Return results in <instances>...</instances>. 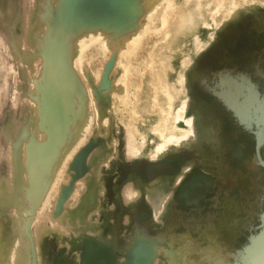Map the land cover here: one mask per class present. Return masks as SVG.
<instances>
[{"label": "rangeland", "instance_id": "rangeland-1", "mask_svg": "<svg viewBox=\"0 0 264 264\" xmlns=\"http://www.w3.org/2000/svg\"><path fill=\"white\" fill-rule=\"evenodd\" d=\"M8 1L3 8L0 6L2 13L5 11L4 16L9 7L8 14L12 15L7 21L0 13V57L5 51L1 57V61H5H0V167H3L0 168V244H6L8 251L0 264H8L7 260L11 264H264V0H244L242 4L246 5L240 6L238 12H223L217 21L210 18L212 4L207 7L203 2L205 20L188 33L183 43L182 59L167 63L168 71L164 78L179 92L174 95V107L168 111L171 112L168 120L171 118L167 125L171 129L165 124V134L178 135L187 130L186 134L177 143L175 139H162L156 132L148 131L144 139L137 137V142L132 141V147L127 142V131L121 120L116 119L107 129L102 125L111 112L110 101L107 104L103 100H109L108 94L114 84L115 59L107 62L112 64L111 67L106 63L103 65L105 68H99L100 72H96L98 77L95 83L88 85V90L80 82L79 73L75 75L77 70L72 63L76 55L73 45L76 38L102 30L108 39L110 35L114 36L115 31L109 32L105 27L91 28L85 17L78 19L75 29L57 21L53 30L54 12L60 6V0H25L26 9L23 8V0ZM142 1L137 0V4ZM2 2L0 0V4ZM131 6L134 7L132 1ZM49 8L53 20L47 30L48 25L42 22V16ZM207 8L209 10H205ZM146 10L139 15L134 12V18L116 29L114 34L129 33ZM13 39L18 40H15L17 48L12 44ZM58 44L63 45L62 49ZM9 51L13 58H10ZM47 53V58H54L56 63L53 73L56 84L52 82L50 85L55 92L52 95L58 97L55 96L54 103L59 109L56 107V111L60 112L58 127L45 121L41 95L34 91L38 80L42 84L44 76L49 77L43 68L48 63L47 59L41 70L38 69L39 74L34 66L35 59L43 62ZM49 53H53L51 57ZM63 53L67 55L65 59ZM62 57L67 66L63 64ZM17 59L19 63H16ZM70 61L72 66L68 64ZM61 62L65 67H60ZM107 66L110 68L106 69ZM14 72L16 76H12ZM36 75L37 80L34 79ZM14 78H17L16 82ZM228 78L236 85L238 83L237 87L248 85L256 93L257 108L247 120L239 117L222 96ZM62 90L68 93V99H64ZM48 96L51 97L50 94ZM59 97L65 101L61 102ZM89 102L99 108L102 105L104 109L98 111L87 107ZM31 104L35 109L30 108ZM86 111H90L91 116H87L89 112L87 114ZM90 117H94L92 124L89 123ZM85 119H88V124ZM150 122L158 121L152 119ZM56 128L60 137L55 138L52 146L46 147L42 157L37 156L39 148L47 143V131L53 129L56 132ZM37 133L42 139L37 137ZM55 144L58 151H54ZM162 146L166 147L153 154ZM67 147L72 148L74 159L72 168L65 170L68 172L65 178L68 174L71 178L62 182L65 188L59 191L57 201L54 200L56 207L53 205L52 209L55 211H47V215L42 206L55 175L56 167L53 165L57 157L61 163ZM15 156H19L22 163L20 170L14 168ZM43 162H46L47 166L43 164L46 168L42 166ZM41 175L45 177L42 179ZM18 178H22L25 185H15ZM36 189L38 193L40 190V195ZM37 210L42 211L39 213ZM41 213L44 215H40V220L38 216ZM43 216L46 219L50 217L49 222ZM36 218L39 220L33 221ZM222 219L233 222L230 233L222 231ZM64 228L67 232L62 230ZM13 242L19 244V248H13ZM11 248H17L19 252ZM10 251L14 254L9 255ZM168 251L178 255L179 259L172 262Z\"/></svg>", "mask_w": 264, "mask_h": 264}, {"label": "bare ground", "instance_id": "bare-ground-1", "mask_svg": "<svg viewBox=\"0 0 264 264\" xmlns=\"http://www.w3.org/2000/svg\"><path fill=\"white\" fill-rule=\"evenodd\" d=\"M8 1V0H7ZM6 0H3V2L0 4V6L3 8V5L7 2ZM12 1V0H11ZM10 0L8 2H11ZM24 2V6L23 8H25L26 6V1L23 0ZM28 1V0H27ZM131 1H132V5H134V7L131 6ZM244 0H143L142 3L139 2V4H137V0H60V6L58 7V9L54 12V26H53V30L55 29V27H57L56 22L58 21L59 23H61V25H64L68 28L71 29H75V27L78 25V19L79 18H86L88 24L94 25L91 26V28H96V27H101V29H103L105 27V29H108L109 32L113 31L114 33L116 32V29H119V27H123L125 26L129 21H131L134 18V12L135 15H139L141 14L144 10H146L147 8H149L148 10H146V14L143 15L139 18V20L134 24L133 28H130V32L127 34H112L114 35L113 37L109 36V41H107V36H104V34H102V30L101 32H97V33H92L89 32L88 34H85L83 36H81L77 41L76 39L73 41V45H74V49H75V59H72V63L71 61L68 62V64L71 66L73 65L75 67V70H77V72L75 73V75L77 73H79V76L81 78H79L81 81V83H83L86 87V89L88 90V85L95 83L96 77L97 76V71L100 72V67H103L104 64H106L107 62L110 63L111 58L115 59V64H116V69L114 72V84L112 86L111 91L109 92V100L106 101V99H102L103 102L107 103L108 101H110V109L111 112L109 113V118H107L106 122H103L104 124H102L104 126L105 129L109 128V126L111 124H113L116 119L121 120L123 122V126L125 127L124 130H126L127 132V136L126 139L128 144L132 141H136L137 137H139L140 139H144L143 137H145V135L147 134V132H156L155 134H157V136L159 137H166L170 140H177V143L180 141H178V139H180L181 137H183L187 130L183 131V133H178L174 134L171 133L169 136L165 134V128L167 129L168 127V111H170V109H172L174 107V103L175 100L173 101L174 95H176V93L178 90L176 89V87H174L172 84H170L167 80H164L165 78V74L168 71L167 68V63L170 61L172 62V60H175L176 62L180 61V58L182 59V53L185 51V47L183 46V43H185L186 39L188 38L187 35L189 32H193L196 25H198L201 21L205 20V12L204 7H203V2H204V6L209 7L211 4V10L212 12H210V18L212 19V21H217L220 20L219 16L220 14H223V12H227V13H231L234 14L236 12H238L240 9H238L240 6H244L246 4H242ZM14 2V1H13ZM30 2V1H28ZM44 2V1H43ZM48 2V1H47ZM51 2V1H50ZM21 3V2H20ZM40 2H38L39 4ZM13 5L15 3H12ZM42 4V3H41ZM47 4V3H46ZM10 5V4H9ZM21 5V4H20ZM40 5V4H39ZM44 6V5H43ZM51 6V5H50ZM134 8V9H132ZM46 9V6H44ZM49 7V6H48ZM55 7V6H54ZM30 8V7H29ZM27 8V10L29 9ZM51 8V7H50ZM45 10L46 12L43 14L42 19L44 23H46L47 26V30H49V23H51V21L53 20L51 16H53L52 10ZM11 8L9 7V10ZM14 9V7H13ZM20 9V8H19ZM26 9V8H25ZM31 9V8H30ZM29 9V10H30ZM55 9V8H54ZM132 9V10H131ZM7 8L6 13L8 11V13H10ZM27 10L22 9V11H26ZM42 10V9H41ZM205 10H209V8L205 9ZM1 11V10H0ZM4 11V10H3ZM33 11V10H32ZM40 11V10H39ZM5 12V11H4ZM2 13V11L0 13H2V19L5 20H9L10 21V17L12 16L11 14H6L4 16L5 13ZM42 12V11H41ZM25 13V12H24ZM137 13V14H136ZM13 14V12H12ZM23 15V14H22ZM26 18V16H25ZM24 18V19H25ZM84 18V19H85ZM39 20V19H38ZM136 20V19H135ZM23 21V18H22ZM82 21V20H81ZM24 22H26L24 20ZM43 24V23H42ZM58 24V23H57ZM26 25V24H24ZM23 25V26H24ZM9 26V25H8ZM45 26V25H44ZM26 27V26H25ZM25 27L23 29H25ZM61 27V26H60ZM132 27V26H131ZM46 28V27H45ZM27 29V28H26ZM32 29V28H31ZM30 29V30H31ZM43 29V27H42ZM63 29V28H62ZM45 30V29H43ZM92 30V29H91ZM107 30V31H108ZM59 31V30H58ZM71 31V30H70ZM73 31V30H72ZM95 31V30H94ZM124 31V30H123ZM47 32V31H46ZM49 32V31H48ZM86 32V31H85ZM83 32V33H85ZM26 33V32H25ZM32 33V32H31ZM45 33V32H44ZM38 34V33H36ZM42 34V33H41ZM40 34V35H41ZM49 34V33H48ZM53 34V32H52ZM110 34V33H109ZM25 35V34H24ZM30 35V34H29ZM45 35V34H43ZM82 35V34H81ZM37 36V35H36ZM35 36V37H36ZM50 37V35H47ZM78 36V35H77ZM42 37V36H40ZM39 37V38H40ZM58 37V36H57ZM59 38V37H58ZM57 38V39H58ZM65 38V37H64ZM63 38V39H64ZM38 39V37H37ZM55 39V38H54ZM56 39V40H57ZM61 39V38H60ZM62 39V40H63ZM17 40V39H15ZM15 40L13 39V45L18 46L17 43H15ZM25 40V39H23ZM45 40V39H44ZM66 40V39H64ZM63 40V41H64ZM72 40V39H71ZM1 41V40H0ZM5 41V40H4ZM18 41V40H17ZM21 41V40H20ZM47 41V40H46ZM40 42V41H39ZM42 42V41H41ZM65 42V41H64ZM31 43V40H30ZM54 43L55 40H54ZM6 44V43H5ZM34 44V43H33ZM63 44V43H61ZM70 45V44H69ZM22 46V45H21ZM28 46V45H27ZM58 46H60L58 44ZM63 46V45H62ZM60 46V48L62 47ZM72 47V45H70ZM3 48L5 47L4 45L2 46ZM7 47V46H6ZM30 48V47H28ZM26 47V49H28ZM33 48V47H32ZM37 48L39 49V46H37ZM44 48V47H43ZM73 48V47H72ZM5 49V48H4ZM12 49V48H11ZM35 49V48H34ZM62 49V48H61ZM65 49V48H64ZM71 49V48H70ZM20 50V49H19ZM18 50V53H19ZM32 50V49H31ZM40 50V49H39ZM51 50V49H50ZM4 51V50H3ZM44 51H46V49H44ZM42 51V53L44 52ZM5 52V51H4ZM4 52H2L4 54ZM32 52V51H31ZM36 52V50H35ZM39 52V51H38ZM64 52V51H63ZM20 53H23L22 50ZM58 53V52H57ZM67 53V52H66ZM180 53H181V57H180ZM1 54V57H4V55ZM25 54V53H24ZM38 54V53H37ZM53 53H49L50 57L52 56ZM9 55H10V51H9ZM14 55V53H13ZM18 55V54H17ZM34 56V54H32ZM36 55V54H35ZM62 55V52H61ZM11 56V55H10ZM25 55H23L24 58ZM28 56V55H27ZM48 53L44 56V58L42 59L43 62H39V59H35V69H36V73L39 71L38 69L41 70V67H43L42 63H45L46 59L48 60V63H46L45 67H43L46 71H45V75H49V77L44 76V83L41 84V81L39 82L38 80V85L35 87L34 86V91L37 90V92L41 95L42 98V103H43V108H45V110L43 111L44 118L45 121L48 124H54L55 126L58 127L57 123V118H59V114L60 113L58 110V107L56 106V104H54L56 102V98L57 95L53 96L52 94H54V88H52V85L55 83V78H54V69L56 63L54 64V58H47ZM64 59L66 58L64 55ZM0 57V61L1 58ZM8 58V56H6ZM32 57V56H31ZM59 57V56H58ZM10 58H13V56H11ZM10 58L8 60H10ZM27 58V57H26ZM35 58V56H34ZM16 58L14 57V60ZM56 59V58H55ZM60 59V58H59ZM63 59V57H62ZM63 59V64L66 62H64ZM112 59V60H113ZM12 60V59H11ZM10 60V61H11ZM41 60V61H42ZM57 60V59H56ZM55 60V61H56ZM5 61V60H4ZM3 60L1 62H4ZM27 61V59H26ZM33 61V62H34ZM68 61V58H67ZM105 62V63H104ZM114 62V60H113ZM182 62V61H181ZM7 63V62H6ZM16 63H19V60H16ZM26 63V62H24ZM23 63V65H24ZM183 64L186 62H182ZM5 64V63H4ZM21 64V62H20ZM33 64V63H32ZM61 62L60 67H65ZM2 65V63H1ZM19 65V64H18ZM59 65V64H58ZM108 66H112V64H108ZM114 65V64H113ZM3 66V65H2ZM6 66V64H5ZM17 66V64H16ZM20 67H23L22 65H19ZM67 66V64H66ZM105 66V65H104ZM106 67V69L110 68V67ZM40 67V68H39ZM69 67V66H68ZM4 68V67H2ZM17 68V67H16ZM58 70L61 69L59 67H57ZM56 68V69H57ZM71 68V67H70ZM73 68V67H72ZM105 68V67H103ZM26 69V67H25ZM65 69V68H64ZM74 69V68H73ZM114 69V68H113ZM112 69V70H113ZM18 70V69H17ZM28 70V69H26ZM30 70V69H29ZM69 70V69H68ZM71 71V69H70ZM24 72V71H23ZM41 72V71H40ZM82 72V74H81ZM106 73H108L105 70ZM113 72V71H112ZM111 72V73H112ZM27 73V72H26ZM35 73V74H36ZM72 73V71H71ZM14 75L12 76H16L15 72L13 73ZM73 74V73H72ZM113 74V73H112ZM18 75V72H17ZM25 75V74H24ZM28 75H29V71H28ZM27 75V78H29ZM73 75V76H75ZM99 75V74H98ZM23 76V75H22ZM77 75V77H79ZM101 76V75H100ZM38 77V75L34 76V79H39L36 78ZM103 77H105L103 75ZM107 77V76H106ZM179 77V76H178ZM13 79V78H12ZM25 79V78H24ZM33 79V81H34ZM78 79V82H79ZM180 79V78H179ZM183 79V78H182ZM226 79V78H225ZM229 80H227V85L225 90L223 91V97L224 100L235 109L236 114L241 117L244 120H247L248 118H250L251 114L254 113L256 110V101H255V95H254V90L248 86V85H243L242 86H238V83L236 85L235 81L234 83L232 82V79L228 78ZM42 80V79H41ZM105 81H108V79H104ZM177 80V79H176ZM5 81V80H4ZM14 81H17V78ZM13 81V83H14ZM46 81V82H45ZM101 81V79H100ZM180 81V80H179ZM183 81V80H182ZM181 81V83H182ZM31 82V81H30ZM53 82V83H52ZM109 82V81H108ZM45 83H49V84H45ZM102 83H105L102 81ZM41 84V85H40ZM52 84V85H50ZM108 83H106L107 85ZM180 84V82H179ZM16 85V84H14ZM33 85V83H32ZM35 85V84H34ZM72 85V84H71ZM100 85V84H99ZM103 85V84H102ZM105 84L103 86H106ZM51 86V88H49ZM82 86V84H81ZM91 86V85H90ZM108 86V85H107ZM181 86V85H180ZM14 87V86H13ZM55 87V86H54ZM59 87V86H57ZM56 87V88H57ZM111 87V85H110ZM31 88V87H30ZM33 88V86H32ZM55 88V89H56ZM92 88V87H91ZM79 89V88H76ZM90 89V88H89ZM58 90V89H57ZM81 89H79L80 91ZM85 89H83L82 91H84ZM94 90V88H93ZM1 91V90H0ZM33 91V92H34ZM78 90H76V93H79ZM91 91V89H90ZM14 92V90H13ZM58 92V91H57ZM18 93V92H17ZM59 93V92H58ZM62 95L64 97V99H68V93L64 90H62ZM88 93V92H87ZM100 93V92H99ZM180 93H182V90L180 91ZM14 94V93H13ZM48 94L51 95V97L48 96ZM91 94V93H90ZM94 94V93H92ZM256 94V93H255ZM32 95V94H31ZM61 95V97H62ZM81 94H79L80 97ZM72 95H69V97H71ZM83 96V95H82ZM92 96V95H91ZM34 97V96H32ZM36 97V96H35ZM61 97H59L61 99ZM73 97V96H72ZM71 97V98H72ZM84 97V96H83ZM82 97V98H83ZM101 97V96H100ZM29 98V97H28ZM37 98V97H36ZM58 98V97H57ZM74 98V97H73ZM81 98V97H80ZM90 98V97H89ZM38 99V98H37ZM108 99V98H107ZM61 99L62 101H65ZM82 100V99H81ZM92 100V97H91ZM94 100V99H93ZM92 100V101H93ZM27 101L29 102V99H27ZM60 101V100H59ZM83 101V100H82ZM99 101V100H98ZM31 102V101H30ZM34 102V101H32ZM58 102V101H57ZM95 102V100H94ZM102 102V103H103ZM184 102V101H183ZM90 103V102H89ZM30 104V103H29ZM58 104V103H57ZM63 104V103H62ZM75 104V103H74ZM96 104V103H95ZM108 104V103H107ZM106 104V106H107ZM35 105V103H34ZM34 105L30 108H34ZM90 105V106H89ZM87 107L93 108L94 110H98L101 111L104 109V107H97L96 105H94L93 103H90ZM104 105V104H103ZM27 106L28 105L27 103ZM36 106V105H35ZM100 106V105H99ZM56 107H57V111H56ZM83 107V106H81ZM37 108V106H36ZM49 109L48 111H46V109ZM72 108V107H71ZM88 109V110H92V109ZM108 108V107H106ZM35 109V108H34ZM178 109V107H177ZM181 109V108H180ZM179 109V110H180ZM184 109V108H183ZM182 109V110H183ZM17 110V109H16ZM28 110V109H27ZM31 110V109H30ZM65 110V108H64ZM63 110V111H64ZM70 110V109H69ZM72 110V109H71ZM70 110V111H71ZM85 110V109H84ZM34 111V110H32ZM36 111V110H35ZM61 111V110H60ZM69 111V112H70ZM105 111V110H104ZM172 111V110H171ZM83 112V111H82ZM89 115L87 116H91L90 111ZM88 112L86 111V113L88 114ZM93 112V110H92ZM95 112V111H94ZM93 112V113H94ZM107 112V111H106ZM164 112V114H163ZM263 112V111H262ZM29 113V112H28ZM85 113V111L83 112V114ZM171 113V112H170ZM169 113V115H170ZM31 114V112H30ZM33 114H35L33 112ZM58 114V115H57ZM68 114V113H67ZM99 114V113H98ZM162 114V115H161ZM180 114V113H178ZM85 115V114H84ZM97 115V114H95ZM36 116V114H35ZM87 116H85V118H87ZM158 116V117H156ZM178 115H176L177 117ZM33 117V115H32ZM98 118V116H95ZM107 117V116H106ZM174 117V116H173ZM175 117V118H176ZM179 117V116H178ZM30 118V117H29ZM28 118V119H29ZM96 118V119H97ZM105 118V117H104ZM90 119L91 122H89L90 124L93 123V118H88ZM88 119L86 120V124H88ZM92 119V120H91ZM152 119H157L158 122L152 124L150 121ZM177 119V118H176ZM161 120V123L160 121ZM31 121V120H30ZM35 121V120H34ZM96 121V120H95ZM100 121V120H99ZM185 123L187 120H184ZM190 121V120H189ZM188 121V122H189ZM192 121V120H191ZM171 122V121H170ZM89 124V125H90ZM122 124V123H120ZM167 127H165L166 125ZM187 124V123H186ZM88 125V126H89ZM94 125V124H93ZM34 126V125H33ZM66 126V125H65ZM171 126V125H170ZM63 127V125H62ZM71 127V125H70ZM98 127V124H97ZM158 127V128H157ZM30 129H33L31 127H28ZM170 127H168L169 129ZM63 129V128H62ZM84 131L87 132L86 128ZM100 129V128H99ZM171 129V128H170ZM169 129V130H170ZM175 129V128H174ZM180 129V128H179ZM28 130V129H27ZM168 130V132H169ZM173 130V129H172ZM171 130V131H172ZM190 130V129H189ZM17 131V130H16ZM21 131V130H20ZM25 131V130H24ZM82 133V130H80ZM175 131V130H173ZM30 132H32V130H30ZM38 132V131H37ZM99 132V131H98ZM80 133V132H79ZM107 133V131H106ZM105 133V134H106ZM146 133V134H145ZM26 134V132H25ZM31 134V133H30ZM38 134V135H37ZM35 135H37V137L39 136V138L41 137V134L37 133ZM165 134V135H164ZM9 135V134H8ZM71 135V134H70ZM172 135V136H171ZM22 136V135H21ZM33 136V135H32ZM47 143L43 144L39 150L37 151V156L42 157L45 149L48 145L52 146L55 143V138L58 137V131L56 128V132L53 131V129H50L49 132L47 131ZM171 136V139H170ZM35 137V138H37ZM60 137V136H59ZM58 137V138H59ZM67 137V136H66ZM142 137V138H141ZM80 138V137H79ZM21 139V138H20ZM29 139V136L28 138ZM26 139V140H27ZM38 139V138H37ZM42 139V137H41ZM39 139V140H41ZM70 139V138H68ZM30 140V139H29ZM35 140V139H34ZM31 141V140H30ZM130 141V142H129ZM151 141V140H150ZM137 142V141H136ZM165 142V141H162ZM168 142V141H167ZM21 143V142H20ZM69 143V142H68ZM140 143V142H139ZM142 143V142H141ZM174 143V142H173ZM129 144V145H130ZM144 144V142H143ZM170 144V143H169ZM176 144V143H175ZM22 145V144H21ZM25 145V144H24ZM23 145V147H24ZM57 144H55L54 146V151H58V147L56 146ZM126 145V144H125ZM26 146V145H25ZM160 146V145H159ZM132 147V144H131ZM166 146H162L161 149H158L156 151V153L153 154H157L159 152H161L162 149H164ZM20 148V147H19ZM130 148V147H128ZM156 148V146H155ZM26 149V148H25ZM108 149V147H107ZM134 150V148H132ZM131 149V150H132ZM136 149V148H135ZM21 150V149H20ZM49 150V149H47ZM129 152H132V151ZM12 151V150H11ZM24 151V149H23ZM128 151V150H127ZM1 152V151H0ZM7 153V152H6ZM12 153V152H11ZM21 153V151H20ZM136 153V152H135ZM48 154V153H45ZM7 155V154H6ZM23 155V154H22ZM28 155V154H27ZM73 155V150L71 147H67V152L64 155V157L61 159V163L60 159L57 157L56 159V163H52L53 167H56V170L52 169V172L54 170L55 175L52 177V181H50V185L48 187V192L46 191V193H48L47 197L44 200L43 203V209L45 210V212L49 211V212H53L55 210L52 209V206L55 204L56 198H58V193L59 191H63V181L69 180L71 178V175H69V179H68V175L65 178V174L68 170H70L72 168L73 165V159L72 158ZM21 156V155H20ZM56 156V154H55ZM155 156V155H153ZM6 158H8V156H6ZM10 158V156H9ZM29 159V158H28ZM59 159V160H58ZM2 161V160H0ZM8 161V160H6ZM29 161V160H28ZM4 162V161H3ZM11 162V160H10ZM81 162V161H80ZM24 163V162H23ZM30 163V162H29ZM35 163V162H34ZM50 161L48 162V167ZM82 163V162H81ZM7 164V163H6ZM43 164H46V162L42 163V166H44ZM38 166V164H36ZM75 165V164H74ZM1 166V165H0ZM40 166V165H39ZM46 166H44L46 168ZM80 166V165H79ZM10 167V166H9ZM35 167V166H32ZM31 167V168H32ZM47 169L45 170H48ZM52 167V166H51ZM52 167V168H53ZM76 167V166H75ZM3 168V167H0ZM14 168L16 170H20L22 168V163L19 159V156H15L14 157ZM30 168V169H31ZM37 168V167H36ZM35 168V169H36ZM13 169V167L11 168ZM29 169V171H30ZM34 169V170H35ZM40 169V167H39ZM44 169H42L44 171ZM68 169V170H67ZM7 170V169H6ZM10 170V169H9ZM51 170V169H50ZM67 170V171H65ZM12 170H10L11 173ZM33 171V170H32ZM37 171V170H36ZM9 172V171H7ZM13 172V171H12ZM41 172V170H40ZM47 171H45L46 173ZM51 172V171H50ZM68 173V172H67ZM70 173V172H69ZM14 174V172L12 173V175ZM24 175V180H25V173H23ZM30 174V173H29ZM9 176V175H8ZM44 175H41V178ZM2 177V176H1ZM11 177V174L10 176ZM13 177V176H12ZM45 177V176H44ZM43 177V178H44ZM16 178V176L14 177ZM42 178V179H43ZM49 178H51L49 176ZM8 180V179H6ZM24 180H22V178H18V182L17 179H15L14 184L15 185H20L23 186L24 184ZM28 180V179H27ZM31 180V179H30ZM11 181V178L10 180ZM40 181V180H39ZM43 181V180H42ZM28 182V181H26ZM63 182V183H62ZM4 184H9V182L3 181ZM31 183V182H30ZM29 183V184H30ZM46 183H47V179H46ZM40 184V183H39ZM43 183H41L42 186ZM32 185V184H31ZM29 185V186H31ZM47 185V184H46ZM40 186V185H39ZM48 186V185H47ZM5 189V185L3 186ZM7 187V185H6ZM18 188V187H17ZM25 188V187H24ZM32 188V187H31ZM37 188V187H36ZM67 188V186H66ZM3 189V190H4ZM41 189V188H40ZM70 189V188H69ZM23 190V189H21ZM26 190V189H25ZM38 189H36L37 191ZM43 190V188H42ZM41 190V191H42ZM43 192V191H42ZM22 193V192H21ZM40 193V190H39ZM37 191V194H39ZM62 193V192H61ZM60 193V194H61ZM12 194V193H11ZM14 194V193H13ZM41 194V193H40ZM39 194V195H40ZM55 195V196H54ZM57 195V196H56ZM12 196V195H11ZM38 196V195H37ZM26 197V196H25ZM32 197L33 193H32ZM40 197V196H39ZM45 197V196H44ZM43 197V198H44ZM54 198V199H53ZM23 200V199H20ZM26 200V199H25ZM35 200V199H34ZM57 201V200H56ZM153 202V201H152ZM41 203V204H42ZM54 203V204H53ZM154 203V202H153ZM152 203V204H153ZM22 204V203H21ZM33 205V204H32ZM37 205V204H36ZM153 206V205H152ZM33 207V206H32ZM56 206L54 205L53 208H55ZM34 208V207H33ZM37 209V208H36ZM52 209V211H50ZM41 210V211H42ZM160 210V209H159ZM35 211V209H34ZM38 211V210H37ZM36 211V213H37ZM40 211V212H41ZM39 212V211H38ZM39 212V213H40ZM44 212V213H45ZM49 212L45 213V214H49ZM43 213V212H42ZM39 214L38 217H40V215H44V214ZM51 214V213H50ZM54 214V213H53ZM36 215V214H34ZM51 216V215H50ZM36 217V216H34ZM45 217V216H43ZM49 217V216H48ZM42 216L40 217L41 220ZM50 218V217H49ZM49 218L46 219V221L49 220ZM51 219H53L51 217ZM36 220V222L39 220L38 218L33 219V221ZM54 220V219H53ZM43 221V220H42ZM41 221V222H42ZM52 221V220H51ZM221 226H222V231L224 230L225 233H230L233 230V225L230 220H226V219H222L221 220ZM22 222V221H21ZM30 222V221H29ZM36 222H33V224L35 225ZM39 222V223H41ZM49 222V221H48ZM37 223V224H39ZM51 223V222H50ZM71 223V222H70ZM42 226L44 224V222L41 223ZM57 224V223H56ZM40 225V224H39ZM38 225V226H39ZM53 225V224H52ZM33 226V225H32ZM36 226V225H35ZM41 226V225H40ZM39 226V227H40ZM47 226V225H46ZM59 226V224H58ZM6 227V226H5ZM34 227V226H33ZM38 227V228H39ZM52 227V226H51ZM32 228V227H31ZM36 228V227H35ZM53 228V227H52ZM56 228V225H55ZM62 228V227H61ZM60 228V229H61ZM72 228V227H71ZM59 229V230H60ZM65 229V228H64ZM63 231L67 232L66 229ZM70 229V228H69ZM40 230V229H39ZM55 230V229H54ZM41 231V230H40ZM61 231V232H63ZM38 232V231H35ZM60 232V233H61ZM59 233V231H58ZM5 234V233H4ZM67 234V233H66ZM2 237H4L2 235ZM3 240V239H2ZM18 241V240H17ZM16 241V242H17ZM15 242V243H16ZM19 244L21 241H18ZM15 243L13 242L14 246L12 245L13 248H15V246H18L17 243L15 245ZM21 245V244H20ZM10 248V246H9ZM13 248H11L13 250ZM19 248V246L17 247ZM16 248V250L19 252V250ZM15 249L13 251H16ZM173 251V247L172 250ZM168 251V257L171 259L172 262H175L179 259V257L177 258V256L175 254H173V252ZM7 246L4 243L0 244V261H2V257H4L7 253ZM12 251L9 252V255ZM252 252V251H251ZM14 254V253H11ZM16 254V253H15ZM18 254V253H17ZM14 256V255H13ZM245 256V255H244ZM12 257V255L10 256ZM251 257V256H250ZM14 258V257H13ZM13 258L11 261H13ZM139 258V257H138ZM11 259V258H10ZM244 260H246L245 258H243ZM4 260V259H3ZM243 260V261H244ZM10 263V260H7ZM138 261L140 262V260L138 259ZM137 261V262H138ZM249 261V260H248ZM261 261V260H260ZM259 261V262H260ZM4 262V261H3ZM138 262V263H139ZM6 263V262H5ZM8 263V264H9ZM134 263V261L132 262ZM1 264H4L1 262ZM11 264V263H10Z\"/></svg>", "mask_w": 264, "mask_h": 264}]
</instances>
